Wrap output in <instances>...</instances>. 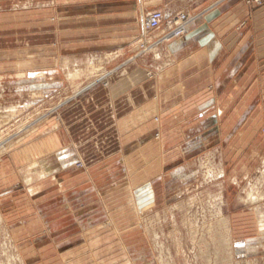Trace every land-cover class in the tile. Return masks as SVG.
Returning a JSON list of instances; mask_svg holds the SVG:
<instances>
[{"label": "crops", "instance_id": "obj_1", "mask_svg": "<svg viewBox=\"0 0 264 264\" xmlns=\"http://www.w3.org/2000/svg\"><path fill=\"white\" fill-rule=\"evenodd\" d=\"M249 1L0 0V30L9 28V34L15 35L6 41L18 42L26 32L24 41H44L40 49L28 44L27 50L41 51L58 65L64 60L73 63V58L132 57L137 51L134 43L160 39L154 53L144 50L142 62L126 66L108 88L92 92L86 100L105 115L102 121L109 126L108 133L115 132L122 150L117 161L59 173L64 178L61 186L50 181L36 198L30 196L33 201L27 197L28 203L43 202L38 207L40 217L35 215L26 227L30 237L29 233L39 236L30 243L40 255L54 250L61 262L72 256L70 264H88L85 257L90 264H126L131 248L148 249L147 235L127 205L129 179L141 185L147 183L142 178L148 181L173 165L185 164L186 152L200 150L193 138L217 135L212 123L223 118L241 121L236 107L243 106L244 90L251 91L254 102L264 93V0L262 6ZM11 3L26 9L16 6L14 13L2 12ZM157 11L164 16L162 25L148 32L144 21ZM181 14L189 19L187 31L174 37L170 32ZM124 127L129 130L121 131ZM157 133L158 141L151 138ZM59 134L66 147L70 130L60 129ZM79 153L82 156L81 149ZM121 169L126 182L103 190L102 180L116 178ZM115 203L123 205L114 209ZM58 223L63 228L53 226ZM255 223L260 233L257 219ZM257 237L255 241L264 242L261 233Z\"/></svg>", "mask_w": 264, "mask_h": 264}, {"label": "rangeland", "instance_id": "obj_2", "mask_svg": "<svg viewBox=\"0 0 264 264\" xmlns=\"http://www.w3.org/2000/svg\"><path fill=\"white\" fill-rule=\"evenodd\" d=\"M253 3L257 4V0H253ZM262 4L263 2L259 5ZM16 6L19 10L26 9L25 6L11 3L6 4L2 12L14 13ZM181 16L187 15L181 14L178 20ZM188 22L184 24V35ZM180 24L179 20L175 29ZM14 36L9 34V28H1L0 40H5L0 41V54H3L0 57V107L7 109L15 106L20 109V113L11 122L0 124V146L6 144L10 147L6 154L0 155V264H66L64 260L61 262L57 251H48L45 256L40 255V250L33 249L32 243L39 236L33 237L29 233L32 235L30 237L26 227L28 221L35 215H40L38 207L43 202H32L25 179L29 165H24L20 152L32 143L42 147L47 139L58 136L61 129L64 132L70 130L66 147H62L71 153L73 162L70 160V165L73 166L66 171L59 170L57 175L69 173L72 168L84 170L87 165L105 167L108 162L117 161L122 150L115 132L108 133L109 126L102 121L106 118L105 115L87 105L86 100L92 92L108 88L113 79L121 76L126 66L142 62L144 50L154 53V45L160 39L155 42H145L142 39L134 43L137 51L132 57L78 58L79 69L84 75L74 80L69 78L68 71L75 70L74 64L67 70L64 68L66 60L63 65H58L41 51L27 50L28 44L40 49L44 46V41L28 43L24 41L28 36L26 32H22L20 37L24 38L18 42L6 41ZM16 52L18 55L15 56ZM42 72L45 74L43 77L30 76ZM18 74H22V77H18ZM104 75L109 76L77 94V87L84 89L89 86L90 79L96 80L98 76ZM34 86L48 88L36 95L35 102L31 100V89ZM250 93V90H244L243 106L236 107L238 112L241 110V121L223 118L217 124L212 123L217 125V135L211 133L210 136L213 137L210 139L193 138L191 141L200 150L195 153L186 152L185 164L173 165L174 167L170 165L172 168L165 170V173L150 177L148 181L142 178L147 183L133 186V190L142 188L144 184L147 186L144 192L145 222L141 221L139 227L147 235L150 243L148 249L151 252L147 250L156 264H161L160 260L168 264H264V242L255 241L261 232L254 228L256 219L259 223L256 209L260 208L264 214V199L261 200L264 196V93H259L256 102ZM234 108H231V113L235 112ZM50 109L56 110L47 114ZM40 113H45L46 116L38 115ZM153 119L159 122V117L154 116ZM36 121L38 122L32 125ZM214 129L215 127L212 131ZM120 130L127 132L129 129L124 127V130ZM43 135L46 137L43 138ZM157 136L158 133L151 138L155 140ZM156 140L158 141V137ZM75 145H82L79 147L82 156L77 154L79 149ZM178 168L182 169L178 171ZM116 174L118 176L114 179L102 180L103 190L113 189L117 184L121 186L123 181L126 182L123 169ZM130 180L128 185L133 183ZM28 196H31L33 204L28 203ZM249 196L259 200L253 205L247 201ZM136 201H140L138 205H142L140 194ZM132 203L134 204L128 197L127 205L132 206ZM119 205L122 206L123 203H115L114 209ZM218 205H223L224 215L230 221V227L232 226L231 246L219 237L214 240V233H209L208 226L216 220L214 211L218 210ZM188 221L192 224L198 222L200 229L188 226ZM223 235L222 229V235L219 236ZM261 236L264 234L261 233ZM253 249L258 252H251ZM161 256L165 259H161L164 258ZM85 258L83 261L90 264L89 257Z\"/></svg>", "mask_w": 264, "mask_h": 264}, {"label": "bare ground", "instance_id": "obj_3", "mask_svg": "<svg viewBox=\"0 0 264 264\" xmlns=\"http://www.w3.org/2000/svg\"><path fill=\"white\" fill-rule=\"evenodd\" d=\"M145 22H146V19H145ZM145 28H146V26H145ZM174 37H176V36H174ZM79 63L80 62H78V60H75L73 63H71L70 60H66L64 62V68H66L67 70L70 68L71 65L74 64L73 66L75 67V70L74 71L68 70L69 71V78L70 79H74L75 80L77 77H80V76L84 75V72L83 71H80V69H79ZM30 76L32 78H39V77L45 76V74L42 72V73H36V74H33V75L31 74ZM107 76H109V75H107ZM107 76H105V75L104 76H98L96 80L95 79L94 80L93 79L92 80L90 79L89 80L90 83H89V86L88 87H86L84 89L83 88L82 89H78V87H77V91H78L77 94L83 93L86 89H89L92 85L99 83L101 80L107 79L108 78ZM18 77H22V74H18ZM47 89H46V86H34L31 89V100L35 102L36 99H37V96L36 95L42 93L43 91H45ZM81 91H83V92H81ZM56 109H54V110L53 109H50L49 112H47V114L52 113ZM0 111H1L0 112V124H2V123H5L6 124V123L11 122L15 117H18L19 116L18 114L20 113V109L18 107H15V106H11L10 108H7V109L0 107ZM42 114L43 113H40L38 115H42ZM43 115L46 116L45 113ZM37 122L38 121L33 122L32 125H35ZM59 133H58V136H54V137H51V138L47 139L42 144V147H40V146L38 147V145H35V144L32 143L30 145L29 144L26 145L25 148L20 152V155L19 156L21 157V159H23V162H25L24 165H29V169L26 172L27 175H26V178L25 179H26L27 187L29 188V192H30V194H31V196L33 198H36V196H38L41 193V189H42L41 187H42V185H44V183L46 184L47 182L55 181L59 186H61L63 184L64 178L63 177L60 178V176L58 177V175H57L58 171L59 170L66 171V170H68L69 168H71L73 166V165H70L71 164V161H72L71 159H73V157H72L71 153H68V151L65 150L61 146L63 144L61 143L62 138H61V136H60ZM33 134H35V132H33ZM45 134H47V133H45ZM45 137H46V135H43V138H45ZM9 149H10V147L7 146L6 144L1 145L0 146V155L6 154L7 151H9ZM83 160H84V157H83ZM54 161L56 163H54ZM80 168L82 169V167H80ZM130 174H132V171H131ZM40 182H42V183L39 184ZM133 186L134 187H138V184H136L135 182H133L130 185H128L129 201L134 202V204L132 203L133 205L130 206V210L134 212V214L136 216V220H138V222H139L138 224H139V226H141V221H142V223L145 222V220H143L144 217H145V215H143V211H144V209L146 207L144 192H145L147 186H146V184H144L143 187L142 186H139V188L140 187H142V188L137 189V190L136 189L133 190ZM30 187H31V189H30ZM139 194L142 196V202H143L142 205H138L140 201H136V197ZM249 198L250 199H248L247 201L249 203H251V204L257 203V200H259V199L256 200V199L252 198L251 196H249ZM262 198L264 199V196L261 197V200H263ZM219 200H221V199H219ZM214 212H215V219L216 220L213 221L210 224V227L208 226L209 233L211 234V231H212V233H214L213 234V235H215L214 236L215 237L214 240L218 239V237H219V239H221V241L223 240L224 243L227 242L225 244H230V246H231V244H232V237H231L232 236V231H231L232 226L230 227V224L231 223H230V221L224 215L223 205H221V206L218 205V210H216ZM256 212H257V217L259 219V223H258L259 230H260V232L262 234H264V214L260 211V208H257L256 209ZM73 214H74V212H73ZM199 224H200V222H199ZM53 226L54 227L56 226L55 228L56 229L57 228L59 229L60 227L63 228L64 225H60L58 223L57 225H53ZM188 226L193 227V228L200 229V226L201 225L199 226L198 225V222H195L194 224H192V223L189 222V225ZM130 228H131V226H130ZM204 228H207V226H204ZM222 229L224 231V235L220 237L219 235H222ZM96 233H98V232H96ZM96 233H95V235H96ZM197 233H198V230H197ZM88 235H89V233H88ZM194 235H196L195 232H194ZM155 238L157 239L156 236H155ZM195 240H197V239H195ZM157 249H159V248L157 247ZM164 249H166V248L164 247ZM148 250L145 249V250H142V252H139L138 250H135V248H131L130 249V252H131L130 255H131V257L128 258V261L126 262V264H156L155 259L152 258L151 254L148 253ZM251 252L257 253L258 251H256V250L253 249ZM164 256H161V257H164ZM71 257L72 256L64 258L65 262H67L66 264H70V261L73 259V258L71 259ZM161 259H165V257L164 258H161ZM162 261L160 260V263L161 264H168V263H165V262L163 263Z\"/></svg>", "mask_w": 264, "mask_h": 264}, {"label": "built area", "instance_id": "obj_4", "mask_svg": "<svg viewBox=\"0 0 264 264\" xmlns=\"http://www.w3.org/2000/svg\"><path fill=\"white\" fill-rule=\"evenodd\" d=\"M261 2H262V0H257L258 5ZM163 20H164V16L161 12L157 11V12H153V13L149 14L148 17L146 18V22H145V26H146L147 31L148 32L149 31L154 32V31L159 30L161 25H162ZM179 20L181 23L180 26L177 29L171 31V32H173L172 33L173 36H176V37L177 36L180 37V36L184 35V24L189 21L187 16H181L179 18ZM170 39H168V40H170Z\"/></svg>", "mask_w": 264, "mask_h": 264}]
</instances>
